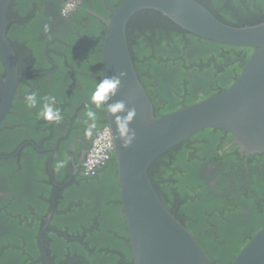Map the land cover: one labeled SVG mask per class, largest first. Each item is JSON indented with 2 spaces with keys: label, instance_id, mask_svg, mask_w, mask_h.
<instances>
[{
  "label": "trees",
  "instance_id": "trees-1",
  "mask_svg": "<svg viewBox=\"0 0 264 264\" xmlns=\"http://www.w3.org/2000/svg\"><path fill=\"white\" fill-rule=\"evenodd\" d=\"M41 1L12 0L7 10L6 36L24 77L18 82L15 97L0 124L3 135L0 185L12 183L18 176L28 177L30 173L32 179L38 177L36 183L42 188L34 190V200L41 204L40 208L32 204L33 213L45 216L48 211H54L52 225L70 237L56 236L52 230L44 234L43 248L51 264H65L74 255L83 257L87 264H132L119 196L114 204H104L95 189L99 209L94 211V226L84 221L82 230L60 227L57 221L67 213L63 212L60 201L68 207L66 201L71 193L67 187L61 189L43 181L47 179L44 158L31 145L26 143L17 151V145L19 148L28 140L38 145L50 125L65 126L69 130L68 138L77 133L75 129L86 128L83 123L86 106L97 112L96 129L106 125L103 111L90 101L98 83L97 64L104 29V23L95 15L101 16L105 8L100 7V0H84L80 8L59 20L51 13L36 12ZM219 16L233 26L251 25L264 21V10L233 19ZM45 24L49 26L47 33ZM128 24L129 52L157 116L221 91L233 79L232 65L237 63L224 64L236 54L249 50L199 41L153 10L135 14ZM31 91L37 92L38 100L54 95L62 122L37 119L41 105L38 103L37 108L29 109L24 103L25 95ZM229 140L230 135L225 131L203 129L161 154L148 169L162 202L192 233L211 264H229L253 233L264 225V154L248 156L244 166L243 159L235 152V144L222 149ZM58 149L63 155L60 145ZM114 168L112 162L105 166L109 177H113ZM0 189H8L13 194L12 199L0 197V264H45L35 240L37 225L33 230L9 217L13 202L22 206L28 201L25 191L15 187ZM101 206L107 208L101 211ZM16 210L19 211L17 206ZM104 214L116 215L113 227L108 220L100 218Z\"/></svg>",
  "mask_w": 264,
  "mask_h": 264
},
{
  "label": "water",
  "instance_id": "water-1",
  "mask_svg": "<svg viewBox=\"0 0 264 264\" xmlns=\"http://www.w3.org/2000/svg\"><path fill=\"white\" fill-rule=\"evenodd\" d=\"M10 1L0 0V64L5 73L0 77V122L9 110L21 77L16 54L6 39ZM143 10L160 13L197 38L245 47L250 54L226 88L155 116L137 78L126 40L128 23ZM97 68L99 80L121 71L127 73L116 96L108 103L123 100L127 108L134 107L137 113L129 125L136 132L131 146L122 147V141L112 135V153L132 264H211L192 233L162 202L148 169L161 154L207 128L227 132L244 159L264 153V21L229 25L196 0H121L111 9L105 22ZM105 117L115 136L114 117L106 111ZM44 220L47 224L37 237V247L44 263L51 264L42 246V233L49 227L48 218ZM229 264H264V225Z\"/></svg>",
  "mask_w": 264,
  "mask_h": 264
},
{
  "label": "flooded vegetation",
  "instance_id": "flooded-vegetation-1",
  "mask_svg": "<svg viewBox=\"0 0 264 264\" xmlns=\"http://www.w3.org/2000/svg\"><path fill=\"white\" fill-rule=\"evenodd\" d=\"M100 1H101L100 7H104L106 10L105 9L101 10V8H100L102 15L101 16L95 15V14L94 15L102 23H104V27H105V22L109 19L110 15H111V9L114 8L121 0H100ZM196 1L203 3L205 5V7L207 6V8L210 10V12L218 20L225 22V23H227V21H223L220 18L219 14H222L229 19H233V18H235L237 16H241V15L252 16V15H255V14L261 12L262 10H264V0H196ZM83 2H84V0H42L40 6L38 8H36V12L37 13H41V12L51 13L57 19L61 20L62 17L67 18L73 11H75V9L80 8L81 5L83 4ZM68 4H75V7H73L68 12V14L66 16L62 15L61 14L62 10ZM106 11H108V12H106ZM257 23H259V22H257ZM227 24H229V23H227ZM128 25H127V27H128ZM6 39H7V36H6ZM198 40L201 41L202 39L198 38ZM7 42L11 46V48L14 50L13 46L10 44L8 39H7ZM209 42H211V41H209ZM127 46H128V44H127ZM128 49H129V47H128ZM129 51H130V49H129ZM249 51L250 50H248L247 52L242 51V53L240 55L236 54L228 62H226L224 64V65H228V64H232V63H237V64L232 65L235 68V73L233 75V79L238 75V73H239V71L243 65L242 61L248 58V56L250 54ZM14 52H15V50H14ZM130 56H131V53H130ZM131 59H132V56H131ZM16 61H17V59H16ZM133 66H134L137 78H138L140 84L142 85L143 89L145 90V92L149 98V101L151 103V106H152L150 95H149L147 89L145 88L144 84L139 79L138 74H137V70H136L134 64H133ZM17 67H18V65H17ZM18 73L21 76L20 79L18 80V82H19L24 76L20 74L19 70H18ZM4 76H5L4 69H3L2 65L0 64V77H4ZM233 79L231 80V82L233 81ZM17 85H18V83H17ZM226 87H224V88H226ZM16 89H17V87H16ZM15 94H16V90H15V93L13 95L12 101L15 97ZM10 106H11V104H10ZM77 108H78V106H77ZM152 108H153V106H152ZM100 111H103L104 117H105V110L100 109ZM7 113H8V111H7ZM153 113L155 116H157V114H155V112H154V109H153ZM4 118H3V120H4ZM1 122H0V124H1ZM102 128H107L110 131L109 127L107 126V121H106V125L102 126L101 128L99 127L97 129L100 130ZM46 130H47V133L43 132L42 136L38 140V142H39L38 145H36L33 141L28 140V141L23 142L18 148L19 137L15 138V141H14L15 145L18 144L17 145V151H19L20 148L24 144L27 143L28 145H31L38 154H41L43 156L44 165H45V169L47 172L45 174L47 179H43V181H49L50 186H52V184H53L54 186H57L61 189L64 187H67V192L71 193V196L66 201V203L68 204V207L65 203H63V201H60L62 204V207H63V212H67V213H65L61 218L58 219L57 225L60 227H63V228L80 227L79 230H82L85 228V226L83 224L84 221L87 222L88 226L93 225L96 221V216L94 215V211H98L99 207L97 206V203L95 202V198H94L95 189H96L97 193L99 194V196L104 200V204H108L111 202H112L111 204H114L115 200L118 198V196L120 197L118 178H117V167H116L114 157H113V155H111L109 160L103 166H101L93 175H90L87 173L86 168H85V156H86L88 149L90 147L92 137L95 136V134H96V133H94L96 129H94L93 135L91 137H88L85 135V128L83 126H81L77 129H75L77 131V133L72 134V136L70 138L67 137L69 130L63 125H50L49 127H47ZM2 138H3V135L0 134V141ZM44 143H47V145H44ZM59 145H60V148H62L64 150L63 155H61V152L58 149ZM231 145H233L232 140H229L223 145L222 149L226 150L227 148L231 147ZM235 152L238 154L239 158L243 159V164L245 166L248 157H247V159H244L243 157H241L239 155L237 150H235ZM261 154H264V153H261ZM65 156H68V157H65ZM65 158H67L66 166L64 168H62L59 172L55 171L56 163L58 161L64 160ZM109 162H112L115 165L113 177L112 176L109 177V175L106 173V171L104 169L105 166ZM37 179H38V177L32 179V175L30 173V175L28 177L18 176L15 178V181H13L12 183L10 182L9 184H6V185H0V187H3V188H13V187L20 188L21 190L25 191L26 198L29 201V202L28 201L23 202L22 206L20 204L15 205V202H13L12 207H11V211L9 213V217L11 219H14V220L17 219L16 221H18V223L20 225L28 226L33 230H34L33 226L37 225L36 229H35V240H36V242H37V237L39 236V234H41L42 229L45 228V226L47 224V222L44 220L46 217L48 218L49 227L46 228L44 233H42V240L44 238V234L48 230H52V232L54 234H58L56 236L60 235V236L66 237V238H70L69 236H67L63 232L56 230V228L52 225L51 216L54 214V211H52V210L48 211V213L45 216H42L41 214H38V213H33L34 206L32 204L35 203L38 208H40L39 204H41L39 201L35 202V200H34V190L35 189L41 190V188H42V185H39L38 183H36ZM115 190H117L118 192H117V195L114 197ZM58 192H60V191L57 190V193ZM110 193H112V196H110ZM12 196H13V194H11L10 190L0 189V197H10V199H12L11 198ZM120 203H121V201H120ZM73 205H77V207H75L73 209ZM16 206L19 208V211L16 210ZM68 208H69V210L67 211ZM106 208L107 207L101 206V211L106 209ZM24 209H25V211H24ZM90 210H92V211H90ZM100 218H104L105 220H108L110 227H113L114 224L116 223V222L112 223L114 220H116V215L115 216H109V215L104 214ZM37 220H40V221H37ZM36 221H37V223H36ZM99 221H101V220H98V222ZM124 225H125V223H124ZM42 246H43V243H42ZM43 250H44V248H43ZM45 255H46V252H45ZM74 256H76V257L71 259V260L75 259L73 262L69 259V260H67V262L65 264H68V263L73 264L76 261H79L83 264H85V263L87 264V261L83 257H81L80 255L79 256L74 255ZM46 257H47V255H46ZM47 259L50 261V259L48 257H47ZM84 261H85V263H84Z\"/></svg>",
  "mask_w": 264,
  "mask_h": 264
},
{
  "label": "clouds",
  "instance_id": "clouds-1",
  "mask_svg": "<svg viewBox=\"0 0 264 264\" xmlns=\"http://www.w3.org/2000/svg\"><path fill=\"white\" fill-rule=\"evenodd\" d=\"M73 7H75V4H68L62 10L61 14L66 16ZM6 23H7V14H6ZM44 31L46 33L49 31V26L47 24L44 25ZM6 32H7V26H6ZM126 75H127L126 72L121 71L118 75L105 76L100 80L98 78V83H96L95 88L90 96L91 104L95 105L96 109H103L107 112L108 115L114 117L112 123H114L116 126V135L114 136L113 132L111 131H110V135H113L115 139L119 138L122 141V147L124 148H128L129 146H131L132 142L136 137V132L129 127V125L131 124V122L133 121V119L137 114L136 109L134 107L127 108L123 100H118L113 103H108V101H110L113 97L116 96L117 91L120 88L121 81L124 77H126ZM24 103L26 107L29 109L37 108L38 103L41 105L36 113L37 119H43L47 122H54L56 124H59L63 120L61 110L55 107L56 97L54 95H45L43 97H40L38 100L37 92L31 91L25 95ZM121 113H123V115H121ZM84 116L86 118L84 119L83 123L87 125V127L85 128V135L91 137L93 135L94 129H96L97 127V112L93 110L92 107L86 106V111L84 113ZM97 131L98 129H96L94 133H96ZM93 139L94 136L92 137L90 147L93 142ZM90 147L88 149V152L90 150ZM112 152H113V142H112ZM112 152L111 155H113ZM86 156H85V160H86ZM66 164H67V158L58 161L55 165V171L59 172L62 168L66 166ZM104 164L100 165L97 168V170Z\"/></svg>",
  "mask_w": 264,
  "mask_h": 264
},
{
  "label": "built area",
  "instance_id": "built-area-1",
  "mask_svg": "<svg viewBox=\"0 0 264 264\" xmlns=\"http://www.w3.org/2000/svg\"><path fill=\"white\" fill-rule=\"evenodd\" d=\"M111 152L112 136L107 128H102L96 132L86 156L85 168L87 173L93 175L97 168L109 159Z\"/></svg>",
  "mask_w": 264,
  "mask_h": 264
},
{
  "label": "rangeland",
  "instance_id": "rangeland-1",
  "mask_svg": "<svg viewBox=\"0 0 264 264\" xmlns=\"http://www.w3.org/2000/svg\"><path fill=\"white\" fill-rule=\"evenodd\" d=\"M93 239H97V238L93 237Z\"/></svg>",
  "mask_w": 264,
  "mask_h": 264
}]
</instances>
